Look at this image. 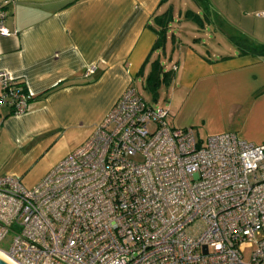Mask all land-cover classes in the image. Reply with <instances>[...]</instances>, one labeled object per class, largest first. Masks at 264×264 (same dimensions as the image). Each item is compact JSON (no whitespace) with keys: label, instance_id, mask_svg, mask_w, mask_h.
<instances>
[{"label":"built area","instance_id":"1","mask_svg":"<svg viewBox=\"0 0 264 264\" xmlns=\"http://www.w3.org/2000/svg\"><path fill=\"white\" fill-rule=\"evenodd\" d=\"M19 83L0 70L14 115L34 98ZM166 114L129 85L36 184L0 174V252L16 264H264V145L197 138Z\"/></svg>","mask_w":264,"mask_h":264},{"label":"crops","instance_id":"2","mask_svg":"<svg viewBox=\"0 0 264 264\" xmlns=\"http://www.w3.org/2000/svg\"><path fill=\"white\" fill-rule=\"evenodd\" d=\"M208 2L204 16L192 0H0L7 30L0 70L34 94L21 115L0 104V171L36 184L88 138L127 86L144 85L155 59L173 72L160 89L163 105H153L167 110L168 125L192 127L201 139L231 132L264 145V57L239 54L232 42L227 53L208 43L264 44V0ZM168 11L164 48L152 51L155 17ZM200 30L205 40L193 34ZM89 66L95 72L86 77Z\"/></svg>","mask_w":264,"mask_h":264},{"label":"trees","instance_id":"3","mask_svg":"<svg viewBox=\"0 0 264 264\" xmlns=\"http://www.w3.org/2000/svg\"><path fill=\"white\" fill-rule=\"evenodd\" d=\"M165 0H162V2ZM195 5H197L202 12L204 13V16L207 15L209 11V0H192ZM171 11L165 12L161 15H158L155 17V23L158 25V29L155 30L157 34V38L154 42L152 51L157 49H163L165 45L166 40V33L168 31V24L171 21ZM186 17L192 19L195 24H198V26H201L203 24V19L201 16L196 15L195 13L189 11L186 14ZM234 46H236L237 50L239 51V54H250L252 56H258V57H264V44H258L255 42H252L248 40L246 37H229ZM151 55V54H150ZM149 57L145 60L144 64L142 65V69L140 70L138 75L143 74V68L144 65L149 61ZM150 68L149 72L145 76L144 79V89L148 91L151 94V99L153 101H157L159 98V91L162 87H167L170 81L173 78V72L172 71H164L163 67L160 65V62L158 59H155L150 62ZM20 85H23L22 82L19 83Z\"/></svg>","mask_w":264,"mask_h":264},{"label":"rangeland","instance_id":"4","mask_svg":"<svg viewBox=\"0 0 264 264\" xmlns=\"http://www.w3.org/2000/svg\"><path fill=\"white\" fill-rule=\"evenodd\" d=\"M195 33H196V35H200L203 39L205 38V36H204L205 32L204 31L203 32L201 30L200 31H193L194 35H195ZM229 42H232V41L231 40L229 41L228 39H224L222 41L221 38H218L216 44H213L211 41H208L210 47H214V48L218 49L219 52H222V53H227L229 48L233 47V45L229 44ZM134 87H135L136 91L141 95V97L145 101H147V103H150L151 105H155V106L163 105L162 101H164V99H165V90H160V95H159L160 97L155 102L151 99V94L144 89L141 80H137L134 84ZM200 135L203 136L204 134L200 133ZM0 174H4V173L2 171H0ZM0 247L5 249V247H6L5 243L1 242Z\"/></svg>","mask_w":264,"mask_h":264},{"label":"bare ground","instance_id":"5","mask_svg":"<svg viewBox=\"0 0 264 264\" xmlns=\"http://www.w3.org/2000/svg\"><path fill=\"white\" fill-rule=\"evenodd\" d=\"M0 257L2 259H4L6 262H8L9 264H16L14 261H12L9 257H6V255L2 252H0Z\"/></svg>","mask_w":264,"mask_h":264},{"label":"water","instance_id":"6","mask_svg":"<svg viewBox=\"0 0 264 264\" xmlns=\"http://www.w3.org/2000/svg\"><path fill=\"white\" fill-rule=\"evenodd\" d=\"M0 264H9V263L6 262L4 259H2V258L0 257Z\"/></svg>","mask_w":264,"mask_h":264}]
</instances>
